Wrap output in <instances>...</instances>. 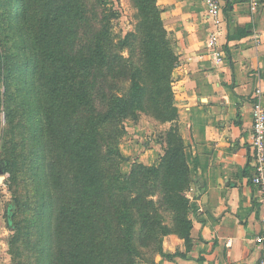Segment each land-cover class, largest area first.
Returning a JSON list of instances; mask_svg holds the SVG:
<instances>
[{
    "label": "trees",
    "instance_id": "1",
    "mask_svg": "<svg viewBox=\"0 0 264 264\" xmlns=\"http://www.w3.org/2000/svg\"><path fill=\"white\" fill-rule=\"evenodd\" d=\"M11 1L34 51L31 67L40 107L34 135L44 144L41 165L50 185L49 203L41 213L46 224L40 229L50 244L41 252L47 250L49 264L149 262L145 249H154L159 234L170 230L159 222L155 190L161 194L159 202L174 214V232L190 249L193 205L187 193L193 177L176 123L173 90L179 59L158 0H133L138 34L128 33L119 44L127 48L140 38L141 63L135 66L122 54L111 55L109 20L103 14L100 28H94L87 0ZM247 35L246 29L231 38ZM107 76L128 78V94L111 93ZM142 112L171 123L160 141L163 153L158 164L135 162L123 174L111 155L124 158L119 150L105 153L101 128L114 129L127 119L137 122ZM113 143L117 146V140ZM16 208L17 203L8 205L11 228ZM158 251L170 260L185 256L165 253L161 246Z\"/></svg>",
    "mask_w": 264,
    "mask_h": 264
},
{
    "label": "crops",
    "instance_id": "2",
    "mask_svg": "<svg viewBox=\"0 0 264 264\" xmlns=\"http://www.w3.org/2000/svg\"><path fill=\"white\" fill-rule=\"evenodd\" d=\"M254 1L222 0L224 59L217 62L207 47L213 25L204 0H158L179 59L173 90L179 111L176 123L193 177V228L190 249L176 236L165 241L168 253L185 256L170 260L159 255L155 264H257L264 259V244L256 242L264 230V205L251 179L258 89L264 104V0L259 11ZM246 29L249 35L231 38ZM131 129L137 137L151 133L144 121ZM149 140L151 146L140 149L136 160L155 165L164 148L153 137Z\"/></svg>",
    "mask_w": 264,
    "mask_h": 264
},
{
    "label": "rangeland",
    "instance_id": "3",
    "mask_svg": "<svg viewBox=\"0 0 264 264\" xmlns=\"http://www.w3.org/2000/svg\"><path fill=\"white\" fill-rule=\"evenodd\" d=\"M87 4L94 28H100L103 14L109 20L107 26L113 42L111 55L122 54L132 60L133 66L141 63L140 38L135 37L127 48L122 49L119 44L128 33L138 34V11L133 0H87ZM18 14L11 0H0V176L5 177L0 183V264H49L47 250L41 252L50 244L40 233L41 226L43 228L46 224L47 217L45 219L41 213L49 203L50 185L41 165L44 144L34 135L40 118L31 67L34 51ZM107 80L111 93L126 95L130 91L131 81L126 77L107 76ZM140 121L145 122L151 133H143L141 137L135 135L132 124ZM137 122L127 119L114 124V129L112 125L101 128L105 153L119 150L124 158L118 160L111 155L114 164L120 163L123 174H129L135 162L146 165L136 160L140 149L151 146L149 136L153 137L156 145H162L160 141L164 132L171 126L148 112H142ZM116 140L117 146L113 143ZM107 167L116 171L115 166ZM153 193V198L158 201L159 222L170 230L169 234H159L158 243L152 244L154 249H145L150 261L144 264H155L157 256L161 255L159 246L165 253L169 252L165 247L167 238H181L174 232L173 212L159 202L161 194L158 190ZM12 203H17L14 228L9 226L7 213L8 205Z\"/></svg>",
    "mask_w": 264,
    "mask_h": 264
},
{
    "label": "built area",
    "instance_id": "4",
    "mask_svg": "<svg viewBox=\"0 0 264 264\" xmlns=\"http://www.w3.org/2000/svg\"><path fill=\"white\" fill-rule=\"evenodd\" d=\"M207 6L208 17L212 22L213 28L207 39V47L210 56L217 62L224 59V50L221 43L222 35V0H204ZM254 7L259 11L260 4L254 1ZM256 42H260V36H254ZM253 140L252 152L254 161V174L251 177L252 183L258 188L260 202L264 205V104L262 102V91L260 89L255 92V101L253 104ZM256 242L264 244L263 233L256 237ZM257 264H264V259Z\"/></svg>",
    "mask_w": 264,
    "mask_h": 264
},
{
    "label": "water",
    "instance_id": "5",
    "mask_svg": "<svg viewBox=\"0 0 264 264\" xmlns=\"http://www.w3.org/2000/svg\"><path fill=\"white\" fill-rule=\"evenodd\" d=\"M5 180L4 176H0V183L3 182ZM207 203V196L204 198V204Z\"/></svg>",
    "mask_w": 264,
    "mask_h": 264
}]
</instances>
